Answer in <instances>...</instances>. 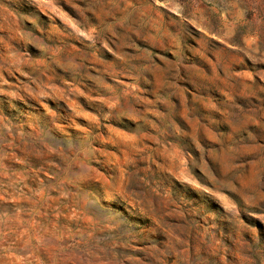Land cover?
Masks as SVG:
<instances>
[{
	"label": "clouds",
	"instance_id": "9594fccd",
	"mask_svg": "<svg viewBox=\"0 0 264 264\" xmlns=\"http://www.w3.org/2000/svg\"><path fill=\"white\" fill-rule=\"evenodd\" d=\"M0 264H264V0H0Z\"/></svg>",
	"mask_w": 264,
	"mask_h": 264
}]
</instances>
